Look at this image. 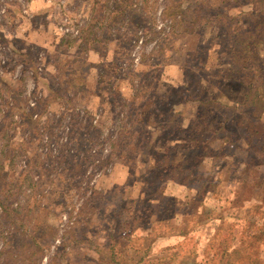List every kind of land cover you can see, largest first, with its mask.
<instances>
[{
	"label": "rangeland",
	"instance_id": "obj_1",
	"mask_svg": "<svg viewBox=\"0 0 264 264\" xmlns=\"http://www.w3.org/2000/svg\"><path fill=\"white\" fill-rule=\"evenodd\" d=\"M58 1L0 0V264H131L167 177L163 257L264 264V0Z\"/></svg>",
	"mask_w": 264,
	"mask_h": 264
},
{
	"label": "trees",
	"instance_id": "obj_2",
	"mask_svg": "<svg viewBox=\"0 0 264 264\" xmlns=\"http://www.w3.org/2000/svg\"><path fill=\"white\" fill-rule=\"evenodd\" d=\"M61 35L62 34H60L58 37L64 39V37H61ZM80 35H81V32L79 31V33L74 35V37H72L70 35H68V36L63 35V36H66L67 38L70 37V38L76 39ZM91 39L94 40L93 37H91ZM240 104L241 103H239V102L232 103L231 110L233 111L236 109H240ZM63 116H64V114H61L58 117V119L55 120L54 124L57 128L59 127V125H58L59 121L61 118H63ZM76 116H78V118L81 120L82 125L87 122V125L89 126V123H90L89 122L90 121L89 115H82L81 116V114H78V113H73L72 115L68 114L67 121L73 122L74 120H72V119H76ZM93 129H94V127H93ZM224 138L228 142L227 145L231 147L232 146L231 138H229V137H224ZM89 143H90V141H88L87 144L85 145L86 148H85L84 159H88V156L90 155V152L87 154V150L89 148L88 147ZM96 143L98 145L100 144L99 141ZM101 161H103V160H101ZM100 173L102 174L103 171H100ZM187 174L189 175V174H191V172L188 171ZM167 179L169 181H171V180H173V181H171L172 183L170 185H169V183L168 184L166 183V185H165L166 187L164 188V190L160 191L159 196L157 198L158 208L156 209V212L151 213V214L150 213L146 214L147 215L146 217H144L143 219H140V218H142L143 212H140L138 208H135L133 213L129 214L131 216V217H129L130 222L125 226V228H120V230L117 231L116 235H118L119 237L125 238L124 241L126 242V245L127 244L129 245V246H126L124 248L123 247L120 248V252L123 254V252L125 251L129 255L128 260L131 262V264H140L141 262H143L144 260H142V259L145 256V254H147V253H149V256H148L146 261L147 262L150 261L151 264H161L162 260L165 258V257H163V254H165V251H164L165 249L161 248L163 246H160V244L163 242L162 238H165V236L163 234L154 233L155 235L147 238V237H145L146 234L142 235V233H141V232H143L144 228H146L148 226L149 223L150 224H152L153 222L158 223L159 220L163 217V215H165L166 217L169 218V220L173 224L174 228H176L177 232H175V233H178V234L183 233L184 228H186V226L183 224L184 213L182 211L178 212L182 216H180L178 214L177 215L178 217L176 220V215H175L176 211H169V208H168L169 203H168L167 196L170 198H172V197H175V198L176 197H183L185 195V193H188L189 189H194V188L191 185L186 186L184 183L182 184V183L178 182V180H176V179L174 180L171 177H167ZM179 184L184 185V190H182L178 187ZM129 189L133 190L132 187H130ZM197 189H195L196 192L199 191V189L198 190ZM192 195H194V194L192 193ZM202 209H203L202 215H206V217H211V214L213 211H212V208L210 206H208V204L203 205ZM168 212H169V214H168ZM201 212H202V210H201ZM201 212H196L194 215V219L196 218V215L198 213H201ZM128 225H130L129 230H128ZM134 227H136V229H138L139 232L137 234L134 233V236H132L131 229H133ZM190 229L192 230L193 227L192 228L190 227L189 230ZM141 237L143 238L144 243L143 242L142 243L137 242V239L140 240ZM144 238H146L147 241ZM131 239H132L133 244H131L129 242V240H131ZM108 245H109V247H113L109 243H108ZM112 249H114V248H112ZM165 261H166V264H179V262L174 263V262L170 261L168 259V256H166Z\"/></svg>",
	"mask_w": 264,
	"mask_h": 264
},
{
	"label": "built area",
	"instance_id": "obj_3",
	"mask_svg": "<svg viewBox=\"0 0 264 264\" xmlns=\"http://www.w3.org/2000/svg\"><path fill=\"white\" fill-rule=\"evenodd\" d=\"M63 0H60L58 1V6H62L61 3H62ZM65 1V0H64ZM64 4V2H63ZM59 31L62 33V35H70L72 37H74V35H76L78 33V30L77 28L73 29L72 27L68 28L67 26L65 27H59ZM106 148H103V150H105ZM106 152V151H105ZM98 173V172H97ZM97 175V174H96Z\"/></svg>",
	"mask_w": 264,
	"mask_h": 264
}]
</instances>
